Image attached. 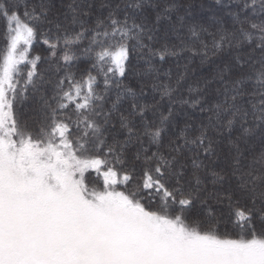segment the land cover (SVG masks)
Segmentation results:
<instances>
[{
    "label": "snow or ice",
    "instance_id": "obj_1",
    "mask_svg": "<svg viewBox=\"0 0 264 264\" xmlns=\"http://www.w3.org/2000/svg\"><path fill=\"white\" fill-rule=\"evenodd\" d=\"M215 3L0 0V264H264V0Z\"/></svg>",
    "mask_w": 264,
    "mask_h": 264
},
{
    "label": "trees",
    "instance_id": "obj_2",
    "mask_svg": "<svg viewBox=\"0 0 264 264\" xmlns=\"http://www.w3.org/2000/svg\"><path fill=\"white\" fill-rule=\"evenodd\" d=\"M186 3H191V12L193 18L201 22L207 21L212 16H222L228 19L224 14L225 10L221 5H217L215 0H185ZM39 50V47L37 48Z\"/></svg>",
    "mask_w": 264,
    "mask_h": 264
}]
</instances>
